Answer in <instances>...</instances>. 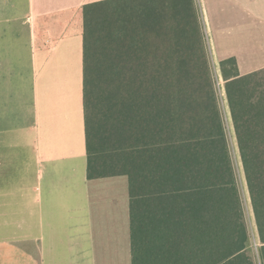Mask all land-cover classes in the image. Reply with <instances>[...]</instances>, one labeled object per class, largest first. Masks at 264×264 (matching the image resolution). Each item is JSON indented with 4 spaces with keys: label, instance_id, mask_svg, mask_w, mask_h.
Wrapping results in <instances>:
<instances>
[{
    "label": "trees",
    "instance_id": "obj_1",
    "mask_svg": "<svg viewBox=\"0 0 264 264\" xmlns=\"http://www.w3.org/2000/svg\"><path fill=\"white\" fill-rule=\"evenodd\" d=\"M143 1L84 12L87 179L128 178L132 264H264V69L216 74L191 1Z\"/></svg>",
    "mask_w": 264,
    "mask_h": 264
},
{
    "label": "crops",
    "instance_id": "obj_2",
    "mask_svg": "<svg viewBox=\"0 0 264 264\" xmlns=\"http://www.w3.org/2000/svg\"><path fill=\"white\" fill-rule=\"evenodd\" d=\"M105 1L0 0V264H132L129 194L86 176L84 12ZM190 1L217 62L264 69V0Z\"/></svg>",
    "mask_w": 264,
    "mask_h": 264
},
{
    "label": "rangeland",
    "instance_id": "obj_3",
    "mask_svg": "<svg viewBox=\"0 0 264 264\" xmlns=\"http://www.w3.org/2000/svg\"><path fill=\"white\" fill-rule=\"evenodd\" d=\"M135 2H136V4H141L144 1L143 0H140V1H138V0L136 1L135 0ZM147 4H149V3H147ZM153 9L147 8V12H153ZM206 43H207V41H206ZM208 52H209V57H210V61L212 63L213 69H214V71L217 74V63L218 62L216 61L214 53L211 52L209 50V48H208ZM218 81H219L218 84L221 87L222 82H221L220 79H218ZM107 188L113 189V190H110V191L107 190L108 194H109L108 196H110V195L115 196L116 195V200L118 202V204H117L118 208L121 207V205H122L120 203L121 200L122 201L124 200V204H126L125 202H127V205H128V178L126 176L115 177L114 180H112V182L108 183ZM114 206H115V203L112 204V207H114ZM246 214H247V217H249L248 210L246 211ZM127 217H128V213H127ZM248 224L250 225V222Z\"/></svg>",
    "mask_w": 264,
    "mask_h": 264
}]
</instances>
